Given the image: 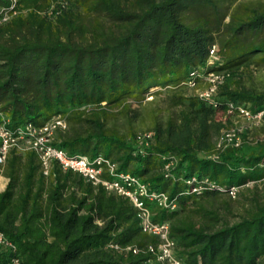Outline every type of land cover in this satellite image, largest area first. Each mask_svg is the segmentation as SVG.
I'll return each mask as SVG.
<instances>
[{
  "label": "trees",
  "instance_id": "1",
  "mask_svg": "<svg viewBox=\"0 0 264 264\" xmlns=\"http://www.w3.org/2000/svg\"><path fill=\"white\" fill-rule=\"evenodd\" d=\"M53 1L17 0L20 13L0 25V112L7 127H40L61 115L67 129L57 132L56 147L90 159L102 155L120 172L167 192L178 209L155 208L154 220L170 223L177 254L187 264H264V140L216 150L213 136L222 127L217 111L186 96L181 85L205 66L217 44L223 63L213 70L231 74L218 101L264 110V90L235 78L264 66V5L67 0L68 7L49 18ZM9 7L10 0H0V9ZM166 90L170 105L179 108L177 118L157 127L146 155H137L133 138L106 128L105 121L114 110L129 108V100L142 104L153 91ZM166 154L179 160L169 178L161 170ZM0 175L8 179L0 192V231L16 245L21 264H156L146 250L156 239L141 232L129 200L57 163L45 176L34 152H10ZM194 176L237 187V195L187 194L186 180ZM9 257L0 248V264Z\"/></svg>",
  "mask_w": 264,
  "mask_h": 264
},
{
  "label": "built area",
  "instance_id": "2",
  "mask_svg": "<svg viewBox=\"0 0 264 264\" xmlns=\"http://www.w3.org/2000/svg\"><path fill=\"white\" fill-rule=\"evenodd\" d=\"M67 7V0L53 1L46 10V15L49 18H56ZM19 13L17 0H10L9 8L0 9V25L7 23ZM222 63L218 55V46L213 44L209 50L205 66L194 68L181 85L193 91L194 96L207 103L217 112L223 111L221 108L224 107L223 121L230 125L222 131L215 142L216 150H223L229 146L241 147L245 143L256 144L264 140V136L260 139L254 138L249 132L254 127H264V110L254 113L245 105L228 102L223 106L218 101L219 88L231 77L227 70H213V68L221 66ZM241 122L245 124L240 125ZM7 124V117L0 112V174L3 172L7 157L12 151L19 154L34 152L41 162L43 174L47 177L50 176L54 164L57 163L63 171H71L80 175L94 187H102L108 193L129 200L136 212L141 232L156 239V243L146 246V250L154 256L156 264H187L177 254V242L170 236V223L154 220L155 208L166 211L178 209L177 203L170 199L167 192L153 189L149 183L132 173L120 172L117 163L102 155L90 159L81 154L71 155L66 150L56 147L54 140L57 132L67 129V122L61 115L53 116L40 127L26 124L11 130ZM133 141L136 148L135 154L145 156L148 147L155 141V136L153 132H144L136 135ZM215 157L212 156V158ZM160 160L162 162L161 170L165 177H173V170L179 161L178 157L174 154H166L160 156ZM186 184L188 187L187 194L200 195L204 191L216 190L235 198L238 192L237 187L225 189L208 178L196 176L186 180ZM109 247L120 252L132 250L137 253L139 251L137 248L132 249V247L125 249H121L117 245H110ZM0 248L10 253L8 264H21L16 245L1 231Z\"/></svg>",
  "mask_w": 264,
  "mask_h": 264
},
{
  "label": "rangeland",
  "instance_id": "3",
  "mask_svg": "<svg viewBox=\"0 0 264 264\" xmlns=\"http://www.w3.org/2000/svg\"><path fill=\"white\" fill-rule=\"evenodd\" d=\"M241 3L264 5V0H235L231 8L236 7ZM93 19L92 17H88ZM228 20V19H226ZM236 80L240 79L242 84L250 89L262 91L264 90V66L255 67L251 66L248 69H244L237 77ZM153 91L151 95H148L142 104H136L132 100L128 101L129 108L124 109L121 112L114 110L110 113L108 119L105 121V126L108 129L116 130L127 138H134L136 135L144 132H153L155 138L157 137V127L164 128L171 120H176L179 108L172 107L170 105V90L160 91L155 93ZM186 96H194V92L191 90L186 91ZM215 119L222 124L219 132L213 136L214 143L220 137L222 131L230 124H225L223 117L220 114L215 113ZM102 119L101 117H99ZM232 120H230L231 122ZM232 123V122H231ZM241 124H245L241 122ZM249 133L254 138H262L264 136L263 127H254ZM250 184L247 188H252ZM236 212L239 211L240 207L237 203L232 204ZM231 222H236L237 218L230 217Z\"/></svg>",
  "mask_w": 264,
  "mask_h": 264
},
{
  "label": "crops",
  "instance_id": "4",
  "mask_svg": "<svg viewBox=\"0 0 264 264\" xmlns=\"http://www.w3.org/2000/svg\"><path fill=\"white\" fill-rule=\"evenodd\" d=\"M7 184H8V179L5 176L0 175V192L5 190Z\"/></svg>",
  "mask_w": 264,
  "mask_h": 264
}]
</instances>
